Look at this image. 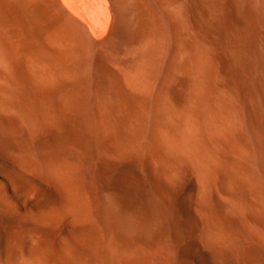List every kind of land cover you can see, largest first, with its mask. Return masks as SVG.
<instances>
[{"label": "bare ground", "instance_id": "1", "mask_svg": "<svg viewBox=\"0 0 264 264\" xmlns=\"http://www.w3.org/2000/svg\"><path fill=\"white\" fill-rule=\"evenodd\" d=\"M0 200V264H264V0H0Z\"/></svg>", "mask_w": 264, "mask_h": 264}, {"label": "rangeland", "instance_id": "2", "mask_svg": "<svg viewBox=\"0 0 264 264\" xmlns=\"http://www.w3.org/2000/svg\"><path fill=\"white\" fill-rule=\"evenodd\" d=\"M50 201H53V199L51 198ZM45 205H46V201L38 200L39 207H44ZM0 208H1V200H0Z\"/></svg>", "mask_w": 264, "mask_h": 264}]
</instances>
